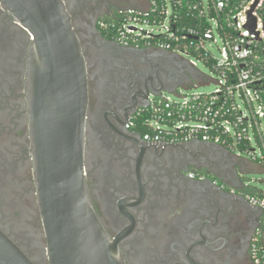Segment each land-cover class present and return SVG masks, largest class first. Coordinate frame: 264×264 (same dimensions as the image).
<instances>
[{"label": "flooded vegetation", "instance_id": "af4514ba", "mask_svg": "<svg viewBox=\"0 0 264 264\" xmlns=\"http://www.w3.org/2000/svg\"><path fill=\"white\" fill-rule=\"evenodd\" d=\"M61 1L87 69L86 187L124 263L254 264L264 239V209L249 200L260 191L246 178L254 164L208 143L145 142L129 126L151 95L190 76L166 51L108 38L109 20L145 0ZM32 40L0 4V231L32 264H49L26 93Z\"/></svg>", "mask_w": 264, "mask_h": 264}, {"label": "built area", "instance_id": "2783aa9c", "mask_svg": "<svg viewBox=\"0 0 264 264\" xmlns=\"http://www.w3.org/2000/svg\"><path fill=\"white\" fill-rule=\"evenodd\" d=\"M145 2L144 9L118 14L124 20L113 39L123 46L166 51L190 76L173 92L151 95L129 126L145 130V142L208 143L264 171V0ZM252 9L255 29L250 31ZM184 18L194 20L199 30L182 23ZM199 63L216 79L203 74ZM211 80L215 88L210 93L183 91ZM249 200L264 209L263 192ZM253 261L264 264V239L254 249Z\"/></svg>", "mask_w": 264, "mask_h": 264}, {"label": "water", "instance_id": "95a60500", "mask_svg": "<svg viewBox=\"0 0 264 264\" xmlns=\"http://www.w3.org/2000/svg\"><path fill=\"white\" fill-rule=\"evenodd\" d=\"M0 4L33 38L26 93L37 205L49 264H125L98 220L86 187L87 69L70 17L61 0ZM252 11L250 31L255 29ZM0 264H32L1 231Z\"/></svg>", "mask_w": 264, "mask_h": 264}, {"label": "rangeland", "instance_id": "374dc122", "mask_svg": "<svg viewBox=\"0 0 264 264\" xmlns=\"http://www.w3.org/2000/svg\"><path fill=\"white\" fill-rule=\"evenodd\" d=\"M138 7L144 9L145 8V2H142L138 5ZM137 7V8H138ZM141 10V9H140ZM214 53H216L214 51ZM198 69L208 76L209 78L215 80V76L212 74L211 70L207 68L206 66L202 65L201 63L198 64ZM211 80L209 83L202 84L198 86L197 88L192 87L191 90H183L185 93H192V92H198V93H210L215 88V83ZM195 83V82H194ZM173 100L176 98L170 95ZM246 178L250 182L251 186L256 188V190L263 192L264 196V171L259 168L256 164H254V167L252 168V171L246 175Z\"/></svg>", "mask_w": 264, "mask_h": 264}, {"label": "trees", "instance_id": "16d2710c", "mask_svg": "<svg viewBox=\"0 0 264 264\" xmlns=\"http://www.w3.org/2000/svg\"><path fill=\"white\" fill-rule=\"evenodd\" d=\"M122 18H123V16L118 15V16H116L115 20H113V19L109 20V22H108V33H107L108 38L109 37H112V38L116 37V27L118 26V23H120L121 21L124 20ZM182 23H184L185 25H189L190 23H192V26H194V28L197 30H199V28H200V26L197 25L194 22V20L191 21V19H188V18H186V19L184 18L182 20ZM135 128H136V131H140L142 136H143V134L145 133V130L139 128L138 124H136Z\"/></svg>", "mask_w": 264, "mask_h": 264}, {"label": "crops", "instance_id": "0c3cea01", "mask_svg": "<svg viewBox=\"0 0 264 264\" xmlns=\"http://www.w3.org/2000/svg\"><path fill=\"white\" fill-rule=\"evenodd\" d=\"M253 167H254V166H253ZM253 167H252V168H253Z\"/></svg>", "mask_w": 264, "mask_h": 264}]
</instances>
